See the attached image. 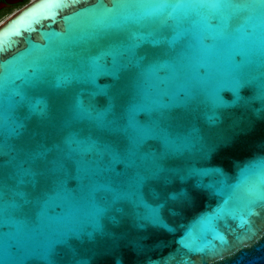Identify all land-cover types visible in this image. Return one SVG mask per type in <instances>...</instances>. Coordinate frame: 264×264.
<instances>
[{
	"label": "water",
	"instance_id": "1",
	"mask_svg": "<svg viewBox=\"0 0 264 264\" xmlns=\"http://www.w3.org/2000/svg\"><path fill=\"white\" fill-rule=\"evenodd\" d=\"M155 2L31 0L0 24V143L19 144L11 127L42 101L49 143L72 137L98 149L73 153L62 174L17 184L24 198L4 187L17 182L5 164L11 156L0 155V264H264V198L256 195H264V7L222 9L223 18L207 8L156 16L139 7ZM133 52L145 56L142 66ZM113 66L121 67L118 111L157 121L167 143L133 147L131 130L101 131L77 114L96 85L111 86ZM238 74L247 80L243 99L213 106V90L234 99L228 82ZM39 119L25 121L24 135ZM210 143L217 147L209 154ZM106 145L128 162L110 164ZM158 170L184 176L173 186L201 187L194 204L166 221L173 231L141 227L147 208L137 202V180Z\"/></svg>",
	"mask_w": 264,
	"mask_h": 264
},
{
	"label": "snow or ice",
	"instance_id": "2",
	"mask_svg": "<svg viewBox=\"0 0 264 264\" xmlns=\"http://www.w3.org/2000/svg\"><path fill=\"white\" fill-rule=\"evenodd\" d=\"M139 7H148L151 12L147 15H160L165 9L172 8H207L214 10L222 18L224 13L220 10L226 8H250L256 9L264 7V0H253L252 3L246 4H229L224 0H176L175 3H170L169 0H156L155 3L150 5H139ZM169 16L172 15L170 12ZM135 57V65L142 66L145 61V56H136V53H131ZM133 63L130 58L128 64ZM151 63V61H149ZM128 64L122 65L123 68L128 67ZM106 75L112 78L113 83L109 85H96V90L91 93L94 100H90L87 104L78 101L76 108L77 114L82 117H87L89 120L95 122L97 128L101 131L111 132H124L127 134L131 130L132 135L129 136L131 145L134 147L139 142H147L152 138L159 137L164 139L167 143V137L162 136L158 126V122L152 120L151 123H141L135 115V109L129 108L124 112L118 111V102L121 95V88L119 81L121 79V67L113 66L110 68ZM62 80L60 83L63 84ZM95 84V80L91 81ZM247 80L243 75L233 76L229 82L228 87L231 89L234 99L225 101L217 90H213L211 94V103L215 107H219L224 103H239L243 97L241 91ZM260 95L264 97V84L260 85ZM99 105V108L97 107ZM32 116L39 117V121L35 126L27 131L25 121L30 120ZM47 106L42 101L30 104V114L26 115L23 120L14 122L10 129L12 135L21 137V142L17 145L8 143H0V155L11 156L9 161L5 164H12L14 172L11 178L17 183H6L4 187L12 193L16 198H24L25 192L17 187L25 184H35L37 178L46 177L50 173L62 174L65 170V163L70 160L72 154L77 151H98L96 141H90L85 144L84 141L77 140L69 137L65 138L59 143H49L51 136L50 128L47 124ZM73 145L75 147H73ZM217 145L210 143L208 146V153L215 151ZM128 155L132 153V147L125 149ZM14 154V155H13ZM109 158V163L128 162L124 153L114 147L106 145L102 152ZM27 164V166H25ZM201 170L192 169V174ZM184 176L177 174H165L163 170L154 171L150 174L138 177V192L137 202L147 208L146 214L141 218L143 223L141 227L147 225L163 226L168 228L169 231L174 229L169 228L166 221L174 216L181 214L189 205L194 204L196 198L200 195L201 187L194 184L191 187L173 186L178 179H183ZM156 187H153V186ZM103 190L111 191L110 185H103ZM255 191V190H253ZM6 194V193H0ZM152 197L151 201L145 199L146 196ZM257 196L264 198V195L256 193ZM150 242L154 245L161 244L159 238H151ZM135 247L138 252L144 249V238L134 241ZM75 264H85L83 259L75 262ZM113 264H119V261L114 260Z\"/></svg>",
	"mask_w": 264,
	"mask_h": 264
},
{
	"label": "flooded vegetation",
	"instance_id": "3",
	"mask_svg": "<svg viewBox=\"0 0 264 264\" xmlns=\"http://www.w3.org/2000/svg\"><path fill=\"white\" fill-rule=\"evenodd\" d=\"M30 1L31 0H17V2H15V3H8L6 7L2 8L0 10H3V9H14V11H12V13H11V14H13L17 10H19L20 8H22L23 6L28 4ZM0 2H6V0H0Z\"/></svg>",
	"mask_w": 264,
	"mask_h": 264
},
{
	"label": "rangeland",
	"instance_id": "4",
	"mask_svg": "<svg viewBox=\"0 0 264 264\" xmlns=\"http://www.w3.org/2000/svg\"><path fill=\"white\" fill-rule=\"evenodd\" d=\"M12 11H14V9L0 10V24L10 16Z\"/></svg>",
	"mask_w": 264,
	"mask_h": 264
},
{
	"label": "bare ground",
	"instance_id": "5",
	"mask_svg": "<svg viewBox=\"0 0 264 264\" xmlns=\"http://www.w3.org/2000/svg\"><path fill=\"white\" fill-rule=\"evenodd\" d=\"M10 1H13V0H10Z\"/></svg>",
	"mask_w": 264,
	"mask_h": 264
}]
</instances>
